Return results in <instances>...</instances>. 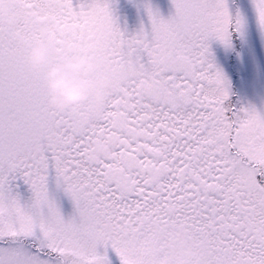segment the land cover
<instances>
[{
	"label": "flooded vegetation",
	"instance_id": "obj_1",
	"mask_svg": "<svg viewBox=\"0 0 264 264\" xmlns=\"http://www.w3.org/2000/svg\"><path fill=\"white\" fill-rule=\"evenodd\" d=\"M73 1L0 0V69L18 47L42 70L32 88L39 126L58 139L48 149L59 148L66 166L59 184L127 204L116 233L130 244L154 233L216 262L244 243L247 261L229 264H255L264 234L255 229L262 214L249 191L262 185L264 167L245 162L233 137L240 128L262 133L264 114L256 118L262 109L252 85L247 94L239 88V35L224 56L173 31L180 14L163 12L154 0ZM215 88L224 92L216 96ZM240 103L249 110L243 126ZM201 110L220 114L228 127L219 131L218 149L200 142ZM238 158L254 169V183L240 178ZM83 168L91 184L79 187ZM136 248L134 260L142 246Z\"/></svg>",
	"mask_w": 264,
	"mask_h": 264
},
{
	"label": "rangeland",
	"instance_id": "obj_2",
	"mask_svg": "<svg viewBox=\"0 0 264 264\" xmlns=\"http://www.w3.org/2000/svg\"><path fill=\"white\" fill-rule=\"evenodd\" d=\"M60 1L61 6L74 5L73 0ZM154 1L163 12L179 13V18L182 17L171 22L173 31L206 48L217 47L224 56L231 53L233 34L239 35V88L241 93L247 94L252 85L257 94L256 109H262L256 118L263 115L264 0ZM24 52L16 47L8 53L9 63L0 69V264H229L247 261L248 252L244 249L250 246L244 243L235 254L216 262L207 258L208 253L197 252L196 255L176 241H167L154 233L151 236L143 232L130 244L131 239L116 233L121 230L120 220L127 219L123 216L127 204L111 199L102 201L100 198L104 196L93 198L83 188L60 185L59 168L66 169V166L59 165V148L57 151L48 149L47 144L58 139L39 126L40 113L32 88L34 81L41 78L42 70L37 69ZM243 75H251L247 78L251 84ZM223 92L213 90L216 96ZM238 107L242 109L237 125L243 126L249 118V110L244 103ZM197 114L200 121L202 117L205 119L199 130L200 142L212 141L214 149H218L223 139L219 131L228 127H224L218 113L211 116L201 110ZM244 129L235 130V136L232 133L234 148L247 156L245 162H260L264 167V129L261 128L262 133ZM227 136L224 133V139ZM21 138H31V142H20ZM27 144L31 148L40 146L43 151L27 154L24 151ZM242 160H237L240 178L245 184L254 183V169L240 163ZM79 170L78 186L91 184L89 170ZM73 179L77 180L75 174ZM260 180L262 185L253 184L249 196L257 201L255 206L262 214L259 219L262 222L255 229L264 234L261 229L264 228V174ZM141 246V253L134 260V251ZM256 257L255 264H264L262 253H257Z\"/></svg>",
	"mask_w": 264,
	"mask_h": 264
},
{
	"label": "water",
	"instance_id": "obj_3",
	"mask_svg": "<svg viewBox=\"0 0 264 264\" xmlns=\"http://www.w3.org/2000/svg\"><path fill=\"white\" fill-rule=\"evenodd\" d=\"M175 64V63H174Z\"/></svg>",
	"mask_w": 264,
	"mask_h": 264
}]
</instances>
